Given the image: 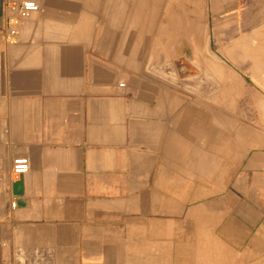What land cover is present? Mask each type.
Masks as SVG:
<instances>
[{
    "label": "crops",
    "instance_id": "crops-1",
    "mask_svg": "<svg viewBox=\"0 0 264 264\" xmlns=\"http://www.w3.org/2000/svg\"><path fill=\"white\" fill-rule=\"evenodd\" d=\"M7 1L0 264H178V247L189 248L180 264H200V227L220 228L219 246L249 240L245 262L264 264V140L249 159L244 133L238 155L229 134L216 150L214 119L178 98V25L160 22L152 48L143 16H121L117 0H34L39 11L10 41ZM220 2L229 1L212 7ZM219 55L204 60L207 72H227L216 61L231 59ZM21 157L30 170L15 177ZM232 174L243 196L254 179L255 204L227 190ZM232 206L243 218L237 231Z\"/></svg>",
    "mask_w": 264,
    "mask_h": 264
},
{
    "label": "rangeland",
    "instance_id": "rangeland-1",
    "mask_svg": "<svg viewBox=\"0 0 264 264\" xmlns=\"http://www.w3.org/2000/svg\"><path fill=\"white\" fill-rule=\"evenodd\" d=\"M117 1L121 16L135 21L143 16L150 26L152 48L158 46L160 22L166 20L170 28L178 25V98L195 108L204 121L209 119L210 123V119H214L216 150L226 147L229 134L232 151L235 145L233 153L238 155V138L244 133L249 159L259 138L264 140V0H227V5L220 2L216 8L212 7V0ZM171 36L174 40L173 32ZM220 51L231 59L229 62L223 58L227 65L216 61L223 64L227 72H207L204 60L209 54L219 55ZM237 62L242 68L232 64ZM237 178L232 174L227 190L236 199L243 197L246 202L255 204L254 179L248 180V192L243 196V190L235 181ZM227 219L231 220V230L237 231V222L243 219L237 206H232ZM222 236L220 228L216 232L199 228L200 264H227L223 263V256L229 258L228 264H254L245 262L254 255V249L248 247L249 240L241 245L239 240L231 239L225 241V246H219L218 237ZM185 250L189 252V248L178 247V264Z\"/></svg>",
    "mask_w": 264,
    "mask_h": 264
},
{
    "label": "built area",
    "instance_id": "built-area-1",
    "mask_svg": "<svg viewBox=\"0 0 264 264\" xmlns=\"http://www.w3.org/2000/svg\"><path fill=\"white\" fill-rule=\"evenodd\" d=\"M6 9L16 15L8 18L7 20V29L9 34L5 35V38L11 41L17 34L19 21L30 17L33 13L38 12L39 5L34 0H8L6 2ZM121 86L123 87V85ZM29 170L30 163L27 158L21 157L14 160L12 173L15 177L25 175L29 172ZM12 207L15 208L16 203H13Z\"/></svg>",
    "mask_w": 264,
    "mask_h": 264
}]
</instances>
